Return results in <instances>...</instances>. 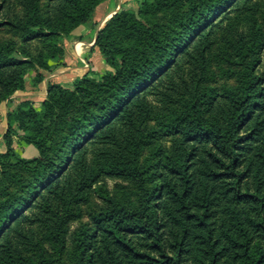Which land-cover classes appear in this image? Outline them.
Returning <instances> with one entry per match:
<instances>
[{"label":"trees","instance_id":"obj_1","mask_svg":"<svg viewBox=\"0 0 264 264\" xmlns=\"http://www.w3.org/2000/svg\"><path fill=\"white\" fill-rule=\"evenodd\" d=\"M104 1L50 0L44 15L40 0H0V29L22 38L21 46L0 40V103L25 89L31 71L40 84L63 60L59 40ZM258 1L144 0L138 14L117 13L98 33L110 68L102 77L49 84L40 110L22 102L7 114L0 264H264V74L248 63L264 47L255 21L247 35L237 23L227 28L237 87L211 99L200 91L217 28L233 13L255 19ZM35 42L44 51L34 54ZM155 102L183 110L163 126L174 138L153 167L154 190L141 152L157 133L149 129ZM14 141L39 157L22 158ZM104 177L133 184L137 205H120ZM95 196L96 228L74 232L69 263L70 224Z\"/></svg>","mask_w":264,"mask_h":264},{"label":"rangeland","instance_id":"obj_2","mask_svg":"<svg viewBox=\"0 0 264 264\" xmlns=\"http://www.w3.org/2000/svg\"><path fill=\"white\" fill-rule=\"evenodd\" d=\"M143 1L144 0H126V1L124 0L121 3L120 0H105L95 10V12L92 16V20L90 22L84 24V25L77 27V28L92 27L93 33H94L96 28L98 27V32L96 33V35H95V33L94 34L92 33L91 39H93V37L95 36V40H94L93 45L98 50V52L101 54L99 48L96 47V41H97L98 33L100 32V30L111 19V17L117 13H120L122 11H127V10H133L138 14V12L140 10V5ZM40 2H41L43 14L46 15V13L48 11V6L50 4V0H40ZM258 2H259L260 7H259L258 12H256V14L254 16L255 19L249 18L248 16H240L237 13H233L231 16L226 17V19L223 20L222 25L217 28L216 45L214 46L213 50L210 52L211 64H210L209 69L207 71L206 78H205V80H204V82L200 88V91L203 94H205L208 99H211V97L216 95V94H221L225 89H233V88L237 87V85L239 83L238 79L236 77H233L229 71H231V70L238 71L240 68L238 67V65L236 63L230 62L229 57H227V55L231 53V49H230V45L226 39H228V40L234 39L232 37V35L230 34V31L227 30V28L229 27V23H237L239 32L247 35L250 31V28H251V22L255 21L256 22L255 26L258 27V29H260L262 31V33H264V1H258ZM102 5L105 6L104 12L101 14H97L96 13L97 10L100 7H102ZM14 10H15V13L19 14V12H20L19 8L16 7ZM160 16H159V18H160ZM104 18H106L107 20L104 22L103 25L98 26V21L102 20ZM162 22H165V20H163ZM76 29H74V31ZM72 37L73 36L71 33L68 37L61 38L59 40L63 49H64V46H63L64 40H67V39L72 40L71 39ZM112 38L116 41H123L124 40L123 35H121L119 33H116ZM0 40L1 41H13L16 43L17 46L22 45V38L13 34L12 32H9L6 29H0ZM124 42L127 43L126 40H124ZM73 45L75 46V49H78L77 52H79L80 48H82V44L79 43V41L76 39L73 41ZM78 46H80V48H78ZM31 51L34 54H38L39 51H41V52L44 51L42 43H40V42L32 43ZM90 52L91 51H89L88 47H87L84 54L82 55V57L84 59L83 61L85 63L84 64L85 68L87 69L86 75H90L96 79H99L110 68L105 63V60L102 57L103 61L105 63V66H106L105 70H102V71L93 70V67L91 66V64L89 62L90 61V55L92 56V54ZM64 55H65V53H64ZM101 56H102V54H101ZM63 60H64V57H63ZM63 60L60 61L59 63L51 62L50 63V65L52 66L51 70H49L47 72H42L41 74L44 76L45 73L46 74L52 73L53 70L55 69V67H60L63 65ZM248 63H249L250 70L252 69L256 75H263L264 74V47L262 49H260L259 51L253 53L252 57L249 58ZM36 75H37L36 72L31 71L26 76V78H25V81H26L25 89H26L27 83L30 80H31V83L33 85H35L33 82V79L36 77ZM84 76H82V77H84ZM82 77H80L78 79H81ZM78 79H76V80H78ZM43 81H44V79H43ZM40 84L35 85V86H39ZM72 84H71V86H72ZM25 89L20 90L18 92H24ZM8 100L9 99L0 103V111L6 112V109H7L6 103L8 102ZM43 101L41 102V104H40V102L39 103L34 102V103H32V105H33V107H35V109L40 110ZM24 102H30L31 103V101H29V100H26ZM154 107H155L154 114L151 118V121L149 122V129L150 130L153 129L157 133H155V134L153 133V138L150 137L147 140V143L145 144L144 148L142 149L141 164L144 165V167H146L149 163H151L152 167L149 168V174L152 173V175H154L155 179L151 178L152 181L150 180L151 182L150 181L148 182V187H150V188L153 187L155 190L156 189L155 186L157 185L158 180H157V174H155V172H154L155 169L153 167H156L158 162L162 163V161H163L162 157L164 155V152L171 148L172 139L174 138L173 136L169 135L170 132H168L167 130H164L163 126L167 125L168 120L172 116H175V115L181 113L183 109H182V106H180V105L164 106V105L159 104L157 102L154 103ZM9 112L10 111H8L7 114ZM6 124L7 125L5 126L4 130L1 132L2 134H0L1 138H2L1 141H2V148H3L2 151L0 152V155L7 152V146H6V140H5V135H6L7 129H8L7 115H6ZM12 143H13L12 148L14 149V151H16V152H19V151L23 152L24 151L26 144L18 143L16 141H14ZM32 149H34L35 153H37L38 155L36 157L31 156V157L24 158V159L29 160V159H34V158L39 157L38 150L35 147H33ZM160 159H162V160H160ZM6 160L11 161L12 163L14 162V159L11 156ZM103 181H104L108 191L110 192L111 196L120 205L127 206V207H132V206L137 205V203L139 201V194L137 192L136 187L133 184H131L127 181H124L122 179H117V178H112V177H104ZM24 182H25L24 187H26L29 183V179H26V181H24ZM101 206H102V201L96 196L93 197L92 201L89 205L82 206V208H81L83 211L82 217L80 219H77V220H74L71 222L70 232H69V236H68L67 253H66V257H67L69 263H73L75 260L74 259L75 258V249H74V246L72 244L74 232L84 225H88L92 229H95L96 223H94V213L98 212L99 208Z\"/></svg>","mask_w":264,"mask_h":264},{"label":"crops","instance_id":"obj_3","mask_svg":"<svg viewBox=\"0 0 264 264\" xmlns=\"http://www.w3.org/2000/svg\"><path fill=\"white\" fill-rule=\"evenodd\" d=\"M121 3L124 1L120 0ZM126 1V0H125ZM105 10V6L102 5L97 10V14L103 13ZM105 19V20H104ZM102 20L98 21V26H101L104 24V22L107 20L104 18ZM98 32V27L95 30V35ZM93 33L92 27H81L77 28L74 32H72V40H64V60L63 65L60 67H55L52 73L44 74V81L39 85L35 86L31 83V80L27 83L26 89L24 92H16L14 95H12L8 102L6 103V112L0 111V134L4 130L6 124V115L8 111L14 110L20 103L29 100L31 103H39L43 100H45L47 95V87L48 84H60L64 87H70L71 84L78 78L84 76L87 74V69L85 68V63L82 55L84 54L85 50L88 47V50L91 51L90 53V64L93 67V70L102 71L105 70L106 66L103 61V58L101 54L98 52V50L94 47L93 43L95 40V36L93 39H91ZM93 33V34H94ZM78 40L79 43L82 44V48H80L79 52H77L78 49H75V46L73 45L74 40ZM82 49V50H81ZM1 135H0V152L2 151V141H1ZM33 146L26 145L24 148V151H19L18 153L23 158L28 157H36L38 154L35 153L34 149H32Z\"/></svg>","mask_w":264,"mask_h":264}]
</instances>
